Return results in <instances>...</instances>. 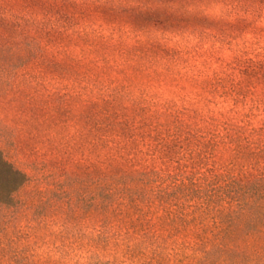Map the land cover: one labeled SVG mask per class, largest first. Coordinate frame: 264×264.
Segmentation results:
<instances>
[{"label": "rangeland", "instance_id": "374dc122", "mask_svg": "<svg viewBox=\"0 0 264 264\" xmlns=\"http://www.w3.org/2000/svg\"><path fill=\"white\" fill-rule=\"evenodd\" d=\"M5 2L0 264H264V109L239 81L264 73V2L244 31L216 27L237 0ZM187 124L168 163L156 136Z\"/></svg>", "mask_w": 264, "mask_h": 264}, {"label": "trees", "instance_id": "16d2710c", "mask_svg": "<svg viewBox=\"0 0 264 264\" xmlns=\"http://www.w3.org/2000/svg\"><path fill=\"white\" fill-rule=\"evenodd\" d=\"M5 1L0 0V6L6 4L7 2ZM9 1L11 3L9 7L22 4L24 7L29 8V6L35 5V3L42 1V0H9ZM238 2L240 3L239 5L240 7L246 5L248 7V11L247 9H245L243 10L242 13H235L230 19L221 20L222 22L217 20L219 21V23L217 24L216 27L220 28V26L221 27L232 26L235 28H239V31L241 29H243L244 31L245 29H247V27L253 25L254 22L251 18L254 17L255 15H259V12H255L256 10L260 11V8H259L260 5H258L257 3L264 2V0H260V2H257V0H237L236 3ZM261 13L263 12L260 11V14ZM10 15H11L10 10H4L3 13L0 14V18L5 19V18H8ZM202 27H203L202 29H204L210 26L204 25ZM197 31H200V29L193 28L191 32L194 34ZM156 41L157 40L152 42V44L158 43ZM156 45H160V44H156ZM260 65L261 64H252V65H247V67L244 66L241 68L242 76H240L241 78L239 79V81L241 82L243 80L244 75L249 76L248 79H246V81L248 82H246V90H245V92L246 93L248 92V94L250 95V98H248V100H252V98L258 100L254 109L251 108V111L258 110L260 108L264 109V73L261 74L259 69L254 70L255 68L256 69L259 67L261 68ZM257 72L261 74L260 78L258 75H256ZM252 75H255L257 77H254ZM253 122H254L253 119H249L248 121L244 122V125L253 123ZM263 127L264 125L255 126V127H252L251 130H257L258 132L263 131L264 130ZM196 132H197L196 128L188 124L185 125L183 128L179 127L175 130L167 129L166 134L159 132L156 136V139L158 140V145L162 147L161 152H163L164 155L167 157L166 158L163 155L164 156L163 158H165L168 163L179 164L181 158L184 156V153L192 152L193 150L198 148L200 141H199V138ZM192 161L194 163V160ZM204 163L206 165L209 164V162H206V161Z\"/></svg>", "mask_w": 264, "mask_h": 264}]
</instances>
